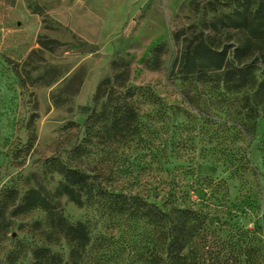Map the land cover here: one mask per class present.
I'll return each instance as SVG.
<instances>
[{
    "label": "rangeland",
    "instance_id": "rangeland-1",
    "mask_svg": "<svg viewBox=\"0 0 264 264\" xmlns=\"http://www.w3.org/2000/svg\"><path fill=\"white\" fill-rule=\"evenodd\" d=\"M263 3L0 0V264H32L39 246L61 253L63 264H165L166 245L142 199L190 205L200 216V234L183 254L194 247L203 264H264V119L245 136L235 126L247 111L242 93L224 95L202 73L184 79L178 67L173 76L182 46L201 35L228 55L245 44L263 48L264 10L256 34L250 24L236 26L245 23L238 12ZM107 76L160 98L153 107L138 97L153 125L110 164L107 155L67 152ZM61 162L98 165L102 175L92 181L108 192L81 190V205L59 193ZM32 189L69 222L85 223L90 239L74 256L68 240L48 231L46 209L26 207ZM118 192L141 198L140 208L119 206Z\"/></svg>",
    "mask_w": 264,
    "mask_h": 264
},
{
    "label": "trees",
    "instance_id": "trees-1",
    "mask_svg": "<svg viewBox=\"0 0 264 264\" xmlns=\"http://www.w3.org/2000/svg\"><path fill=\"white\" fill-rule=\"evenodd\" d=\"M263 8L264 3L257 7L256 12L250 9L238 12L236 15L245 23H237L236 26L250 24L251 33L256 34L263 25L258 26L254 22ZM246 20H249V23ZM176 38L179 40V34ZM253 45L254 43H250L236 47L234 54L228 55V50L217 45L211 34L206 37L201 35L194 46L191 43L182 46L180 55L173 65L174 77L177 75L175 69L178 67L179 72L185 74L182 77L184 79H190L194 73H202L207 75L205 81L210 82L214 90L222 89L224 95L228 96L242 93V99L247 102V111L239 125L235 126L241 134L250 137L256 133L259 120L264 119V59L261 60L259 57L260 53H264V47L255 49ZM161 47L162 44L155 47L154 55ZM247 52L250 56L243 57ZM253 54L257 56L252 57ZM118 79H120L118 76H107L98 85L94 97L96 106L91 109L84 121L83 136L77 139L71 150L67 151L72 152L73 157H90L95 152L107 155L110 164L113 156L118 158L129 147L140 144L143 136L153 125L143 119L138 97L142 95L144 102L154 107L160 103L158 94L152 89L144 90L142 87L120 83ZM184 95L188 101V95ZM61 165L60 171L64 181L60 184L58 192L68 195L77 204L83 203L81 190L87 188L91 190L94 186L102 194L108 192L107 185L98 180L95 186L92 181L93 178L99 179L102 175L98 165L93 169L70 165L67 162H61ZM31 192L36 196L29 195ZM29 193L26 207L46 209L48 231L68 240L71 245L70 255L74 256L79 248L87 245L90 235L84 222H69L63 212L51 206L46 197L38 195L37 190L32 189ZM116 197L119 206L128 204L134 209L140 208L141 204L137 201L141 198L137 196L118 192ZM141 201L144 205L141 212L159 226V237L166 245L163 258L165 264H201L194 253V247L193 251L190 249L187 253H182L188 244L191 242L195 244L194 238L200 234V216L193 207L190 205L179 207L170 201L168 207L162 208L153 201L143 199ZM63 260L61 253L53 251L51 247L39 246L33 250L32 264H63Z\"/></svg>",
    "mask_w": 264,
    "mask_h": 264
}]
</instances>
